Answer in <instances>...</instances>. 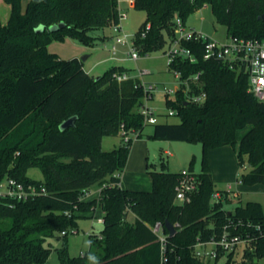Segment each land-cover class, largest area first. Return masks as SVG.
Listing matches in <instances>:
<instances>
[{"label":"trees","instance_id":"obj_1","mask_svg":"<svg viewBox=\"0 0 264 264\" xmlns=\"http://www.w3.org/2000/svg\"><path fill=\"white\" fill-rule=\"evenodd\" d=\"M10 5L6 23L0 19V181L15 178L25 184L45 185L47 193L27 201L0 197V264H47L51 254L48 239L77 227L80 216L104 215L101 238L90 235L89 250L71 256L59 250L60 264H214L195 255L198 238L220 235L225 226L242 237L250 236L238 251L230 252L226 264H255L264 257V209L248 201L234 210L224 208L233 198L211 203L217 190L209 165L210 148L231 145L240 165L242 183H264V102L249 91V77L220 60L203 58V42L185 41L197 61L177 60L173 68L186 78L199 71L204 102L187 100L184 86L166 103L177 111L180 122L145 123L140 107L145 91L138 77L118 81L114 74L129 69L114 65L99 78L90 75L78 58L62 59L48 49L54 39L71 37L95 45L112 35L94 32L119 21V0H5ZM146 18L136 33L141 53L164 49L176 36V16L186 22L207 5L228 35L264 40V0H133ZM65 25L55 31L53 24ZM150 29L146 30L147 25ZM43 26L42 30H37ZM145 32V36H142ZM172 71V68L169 67ZM78 115L75 126L60 124ZM154 125L150 138L201 142L203 160L197 172L199 187L186 203L175 202L179 172L148 170L151 190L120 185L133 138L125 141L122 130L143 135L145 125ZM251 128L238 139V132ZM104 135L120 136L121 143L104 150ZM137 137V138H138ZM246 157V159H245ZM42 171L43 179L28 176L30 168ZM194 170L193 161L190 166ZM101 189L98 197L83 199L85 191ZM223 191V190H222ZM66 211L71 216L66 215ZM166 222L177 229L168 236L165 258L151 224ZM67 236V235H65ZM64 236V237H65ZM218 257L214 261L218 260Z\"/></svg>","mask_w":264,"mask_h":264},{"label":"rangeland","instance_id":"obj_2","mask_svg":"<svg viewBox=\"0 0 264 264\" xmlns=\"http://www.w3.org/2000/svg\"><path fill=\"white\" fill-rule=\"evenodd\" d=\"M28 0H23L24 6ZM132 0H119V9L127 13V18L122 21L124 33L131 38L136 37L138 28L146 18L144 10L135 8L131 4ZM10 5L5 0H0V19L6 23L10 16ZM187 28H194L203 32L205 35L224 41L228 38V31L224 24L215 20V15L209 6H204L192 13L185 22ZM97 35L115 34L113 27L104 28L94 32ZM112 38L104 42H98L95 45H85L77 40L66 37L65 39H54L49 45L50 52L57 54L62 59L78 57L80 59L90 56L84 62L90 75L99 77L114 65H122L127 68H133L140 74L141 70L146 71L141 76L147 87L153 86L152 96L147 100V104L152 108L158 122H180L177 114H170L171 108L166 103L168 90H177L179 83L174 73L169 70L168 56L164 49L156 50L149 54L141 56L137 60L128 58L129 47L121 46L117 59L111 58L109 50ZM169 42V40H168ZM173 97V93L170 94ZM251 128H246L238 132V139ZM154 125L147 124L144 127L143 135L133 140L129 159L126 168L121 174V182L124 188L151 189L153 179L148 170H162L163 163L166 171L180 172L184 168H190L193 161L194 170L201 171L203 160V145L201 142L185 140H167L159 138H150L153 133ZM121 143L120 136L104 135L101 139V146L104 150H112ZM170 152L171 154H169ZM209 165L213 173L215 188L218 190L231 189L239 191L241 196L233 197L231 203H224V208L234 210L239 204H246L248 201L260 202L264 209V183H255L247 185L241 182L240 176L248 171L249 164L245 157L243 165L239 164L236 152L231 145H224L210 148L208 151ZM160 170V171H161ZM28 176L35 180H42V171L33 167L28 170ZM96 192V193H95ZM94 193L97 194V191ZM102 212L100 209L94 217L89 215L80 216L77 219V227L68 231L67 236L53 237L48 239L47 244L51 243L52 251L47 260V264H60L59 250L66 247L71 256L85 254L89 250L90 235L99 234L103 225L98 223V216ZM91 233V234H90ZM241 246L235 255V259L242 256ZM227 257L223 256L218 260H212L214 264H226ZM89 264H96L92 255L88 256ZM255 264H264V257L257 260Z\"/></svg>","mask_w":264,"mask_h":264},{"label":"built area","instance_id":"obj_3","mask_svg":"<svg viewBox=\"0 0 264 264\" xmlns=\"http://www.w3.org/2000/svg\"><path fill=\"white\" fill-rule=\"evenodd\" d=\"M131 2L134 3L133 0ZM126 18L127 13L119 10V21L112 26L115 34L112 36V42L109 50L112 58H118L120 47L127 46L129 47L128 57L130 59L137 60L146 54L141 53L136 44V37L131 38L130 35L126 33L123 35L120 34V31L123 30L122 21ZM175 22L176 36L172 40H169L167 43L168 46L165 48V52L168 56L169 67L172 68L171 72L174 73L178 80V89L184 86L183 89L187 95L188 101L202 103L207 97L205 90L202 89L199 92H196L191 87L192 84L200 87L202 86V72L199 71L193 75L183 78L182 71L180 69L173 68V65L177 60L188 61L190 63L196 62V54L193 49L185 45L184 42L201 41L203 42V58L205 60H220L226 63L231 69L245 72L249 77V91H251L258 98V100L264 102V40L228 35L226 40L221 41L207 36L203 32L194 28L188 29L181 17L176 16ZM149 29L150 25L148 24L146 30ZM142 36H145V32H142ZM144 73H146V71L141 70L138 76H133L124 71L122 73H115L114 76L120 82L134 77H138L140 79V83H136V87L143 86L145 91L144 103L140 107V112L144 116L145 123H156L158 119L154 115L152 108L147 104V100L152 96V90L154 87H147L145 82L141 80V76ZM177 90L170 89L167 94H175ZM170 114H177V111L175 109H171ZM122 133L125 141H128L131 138L136 139L138 137L137 131L128 133L125 129H123ZM168 153L171 154L170 152ZM179 173L180 176L176 186L175 202L186 203L191 201L192 195L197 191L200 182L198 174L195 170L184 168ZM95 191H97V194H95ZM100 191L101 189L87 190L82 198L89 199L95 195L98 197ZM45 193H47V189L45 185L42 184H25L11 177H6L0 181V197L2 198L27 201ZM226 195L229 198L239 197L240 192L232 190L231 186H229L228 189H217L211 197V203L214 204L220 202L221 200L225 201ZM65 213L66 215L71 216L69 211H66ZM98 223H101L102 225L104 224L103 213L98 216ZM150 226L158 236V240L161 245L162 257L165 258L169 233L164 232V225L162 222L158 221ZM256 228L261 230L264 234L261 224H257ZM61 235H68V231L63 230ZM92 235H97L100 238L102 237L101 232L99 234ZM250 240V236L242 237L240 234L233 233L227 226H225L220 235L213 236L210 239L198 238L194 245L195 255L204 261H212L223 256L227 257L230 252L238 251L241 246L243 247L249 243Z\"/></svg>","mask_w":264,"mask_h":264},{"label":"water","instance_id":"obj_4","mask_svg":"<svg viewBox=\"0 0 264 264\" xmlns=\"http://www.w3.org/2000/svg\"><path fill=\"white\" fill-rule=\"evenodd\" d=\"M259 18L264 20V13L262 15H260ZM64 25H65L64 22H60L59 24L51 25L49 28H50L51 31H55V30L59 29L60 27H63ZM42 29H43V26H40V27L37 28V30H42ZM86 59H87V56L82 58L81 60L84 61ZM97 78H99V77H97ZM77 118H78V115H73V116L69 117L68 119H65L60 124V129L63 131L65 129L69 128L70 126H75ZM160 170H161V168L159 167V171ZM166 226H167V228L169 230V236H173L176 233V231H177V229L174 226V224L169 222V221H167L166 222Z\"/></svg>","mask_w":264,"mask_h":264},{"label":"crops","instance_id":"obj_5","mask_svg":"<svg viewBox=\"0 0 264 264\" xmlns=\"http://www.w3.org/2000/svg\"><path fill=\"white\" fill-rule=\"evenodd\" d=\"M131 4L134 6V3L133 2H131ZM10 11H11V9H10ZM139 29V28H138ZM108 35H111V34H108ZM112 38V36H110V38H107L106 40H103L102 42H104V41H107V40H110ZM90 56L88 55L87 56V59L89 58ZM112 58V57H111ZM129 58V57H128ZM112 59H117V58H112ZM86 60H84L83 62H85ZM85 63H84V68H85V70L89 73V70H87V68L85 67ZM122 66V65H121ZM127 68V67H126ZM129 69V73L131 74V75H133V76H138L139 74L137 73V71H135V70H133V68H128ZM90 74V73H89ZM213 174V173H212ZM120 185L122 186V187H124L123 186V183L120 181ZM131 189H134V188H131ZM152 189V188H151ZM151 189H146V188H141L140 190H151ZM240 196H241V194L239 195V198H240ZM93 197H96V195L95 196H93ZM95 263H96V261H95Z\"/></svg>","mask_w":264,"mask_h":264}]
</instances>
